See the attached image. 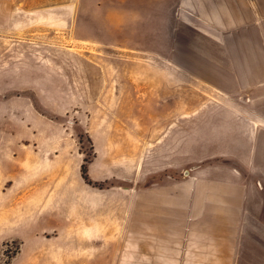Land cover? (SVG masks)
Masks as SVG:
<instances>
[{"label": "rangeland", "instance_id": "rangeland-1", "mask_svg": "<svg viewBox=\"0 0 264 264\" xmlns=\"http://www.w3.org/2000/svg\"><path fill=\"white\" fill-rule=\"evenodd\" d=\"M5 1L14 8L0 18V264H59L63 247L61 264L107 263L98 241L78 238L81 194L89 225L122 224L114 199L131 172L115 159L137 158L138 133L169 132L179 112L187 168L224 158L255 186L240 264H264V64L250 65L264 48L172 28L151 0L127 12L118 0ZM85 244L91 252L80 253Z\"/></svg>", "mask_w": 264, "mask_h": 264}, {"label": "crops", "instance_id": "crops-1", "mask_svg": "<svg viewBox=\"0 0 264 264\" xmlns=\"http://www.w3.org/2000/svg\"><path fill=\"white\" fill-rule=\"evenodd\" d=\"M135 1L118 0L115 8L127 12L132 3L137 6ZM154 2L164 12L162 21L175 22L172 28L186 24L225 47L244 43L254 51L264 48V0H151L150 4ZM13 8V2L0 0V18ZM165 12L171 16L166 18ZM263 62L252 58L250 65ZM186 106L183 103L182 109H190L189 103ZM181 115V125L166 126L169 132L140 131L134 142L140 147L133 149L137 158L115 159L116 169L131 172L130 184L117 186L121 192L114 199L122 224L89 225L90 193L82 192L77 235L85 243L98 241L93 249L106 257L105 264H240L255 186L243 168L224 158L205 159L187 168L189 133L184 134L185 113ZM124 143L123 138L117 154L124 153ZM62 201L64 208L65 196ZM95 201L100 216L104 197L99 194ZM72 208L73 204L69 212ZM90 247L85 244L79 252H91ZM63 254L64 247L53 253L59 264ZM89 256L85 264L102 263Z\"/></svg>", "mask_w": 264, "mask_h": 264}, {"label": "trees", "instance_id": "trees-1", "mask_svg": "<svg viewBox=\"0 0 264 264\" xmlns=\"http://www.w3.org/2000/svg\"><path fill=\"white\" fill-rule=\"evenodd\" d=\"M81 173H82V176L84 177V178H86V169H85V166L82 164L81 165Z\"/></svg>", "mask_w": 264, "mask_h": 264}]
</instances>
